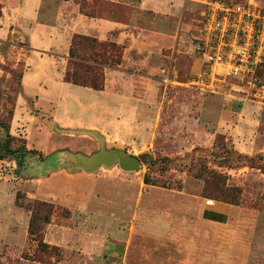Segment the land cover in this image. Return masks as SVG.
I'll list each match as a JSON object with an SVG mask.
<instances>
[{"label":"rangeland","instance_id":"obj_1","mask_svg":"<svg viewBox=\"0 0 264 264\" xmlns=\"http://www.w3.org/2000/svg\"><path fill=\"white\" fill-rule=\"evenodd\" d=\"M209 1L213 0H35L24 8L34 11L31 16L22 12L26 0H0V121L7 124L15 137L22 136L23 126L9 120L6 111L21 91L20 76L26 69L27 57L48 55L55 62V71L62 72L64 77L73 35L96 37L77 30L75 15L115 20H125L126 15L132 20L135 16L169 34L160 36L165 42L158 55L131 54V59L137 61L146 58V67H127L136 73H131L136 78L133 107L137 105L139 110L134 120L143 126L133 127L126 137H121L119 131L105 130V135L96 129L87 130L105 137V148L138 156L141 163L135 171H123L115 164L101 166L94 172L58 171L36 181L38 175L33 173L58 166L60 151L89 155L101 147L93 134L76 132L80 129L59 130L52 127L47 116L56 112L52 107L60 96L65 107L58 104L57 116L88 120L91 112L79 107L94 101L88 89L64 82L59 95L57 85L47 82L46 96L40 95L38 99V109L45 118L38 116L40 112H33L38 114L37 118L27 127L26 146L36 152L28 155L21 167L12 155L0 158V264H87L89 260L76 250L49 243L53 248L39 247L30 238L27 227L31 216L39 224L44 214L49 215V223L71 226L82 215L71 210L78 200L77 190L92 184L96 191L105 185L118 191L124 189L121 204L125 210L153 204L165 211L171 204H189L196 199L208 207L216 202L236 205L241 220L256 223L257 227L261 224L263 228L259 229L264 230V61L257 72L259 82L254 86L228 77L209 80L200 75L201 81L197 80L203 72L197 39ZM227 1H251L264 6V0ZM139 4L143 6L141 10L137 8ZM33 26L41 39L31 38ZM96 38L115 42L113 35ZM34 44L43 48L35 49ZM116 45L121 47L122 62L125 45ZM79 54L82 55L80 51ZM109 68L117 67L102 66L104 79L108 78L111 85L112 78L106 75ZM114 88L122 91L125 85L118 83ZM96 95L113 105L111 96ZM28 104L31 106V101ZM23 107L15 106L22 112ZM5 134L0 122V139H5ZM98 195L97 192L93 197ZM34 200L51 203L52 207L33 205ZM96 203L104 212L111 209L112 204L107 205L100 198ZM49 223L42 228L43 239ZM241 230L243 246L248 240V229ZM242 246L241 259L234 260V264H244L243 252L247 250L246 245ZM249 252L254 253L251 248ZM255 253L258 264L264 251L256 249Z\"/></svg>","mask_w":264,"mask_h":264},{"label":"crops","instance_id":"obj_2","mask_svg":"<svg viewBox=\"0 0 264 264\" xmlns=\"http://www.w3.org/2000/svg\"><path fill=\"white\" fill-rule=\"evenodd\" d=\"M31 1L35 0L24 2L22 12L27 11L34 16L33 10L31 13V9H24ZM142 7L140 4L137 6L139 10ZM74 19L78 31L93 34L99 39H107L113 35V41L125 45L122 62L119 67L117 65V68H109L106 72V75L109 74L112 78L111 85L108 83V78H105L102 90L82 86L88 89L90 99L95 101L89 106L88 104L79 106L82 110L88 109L91 112L88 120L83 121L80 118L70 120L62 115L57 116L58 104L64 106V103H60V96L52 107L56 112L54 114L49 112L48 120H51L52 127L55 125L59 130L96 129L105 135L106 131L109 133L119 131L121 137H126L135 128L143 126L134 120L139 110L137 105L133 107L135 101L133 80L136 78L133 79L131 73H136L130 72L127 67L147 66L146 58L137 61L131 59V54L158 55L165 42L160 36L168 37L169 34L164 28L160 29L150 21L137 20L135 16L132 20H129L127 15L125 20H115L108 17L89 18L78 13ZM30 30L32 39H41L35 26ZM33 47L43 48L39 45ZM54 64L55 62L48 55L31 54L27 57L26 69L20 77L21 91L15 99L12 117L15 125L23 126L20 130L26 140H28L27 127L38 115L33 112H40L41 115L38 116L45 118L40 111L41 108L38 109V99L40 95L46 96L44 94L47 91V82L57 85L59 95L63 83L67 82L63 80L62 72L55 71ZM118 83L124 84L125 89L117 91L114 85ZM97 93L111 96L113 105H108L106 101L99 99ZM28 101H31V106ZM16 104L25 106L24 111H18V108H15ZM133 120L136 122L134 123ZM103 139L106 140L105 137ZM58 171L67 172L64 168H60L49 170L45 174H35L38 175L36 181L40 182L41 177ZM93 186L92 184L87 188H78V200L75 201L74 207L71 206L72 212H82L81 219L74 221L71 226L51 222L47 225L44 235L46 243L76 250L89 260L87 264H234V260L241 259L240 236L241 233L244 234L241 228L248 229V240L246 243L244 241L242 246L244 248L246 245L247 250L243 252L246 254L244 264L248 261V264L250 261L255 264L256 249L264 251V230L259 229L263 228L262 225L257 227L256 223L241 220L240 209L236 205L215 201L212 207H208L201 205L200 200L196 199L190 200L189 204H171L170 209L165 211L153 204L125 210L121 204L122 197L126 193L124 189L118 191V188L112 189L105 185L106 187L102 186L104 188L101 187L96 191ZM87 191H90V195ZM97 192L99 195L93 197ZM98 198L107 205L112 204L110 211L102 210L101 205L96 203ZM116 208L117 211L114 210ZM250 248L254 251L253 254L249 252ZM259 258L258 264H264V257Z\"/></svg>","mask_w":264,"mask_h":264},{"label":"built area","instance_id":"obj_3","mask_svg":"<svg viewBox=\"0 0 264 264\" xmlns=\"http://www.w3.org/2000/svg\"><path fill=\"white\" fill-rule=\"evenodd\" d=\"M206 5L197 39L203 72L197 80L204 75L209 80L228 77L258 84L264 61V6L227 0Z\"/></svg>","mask_w":264,"mask_h":264},{"label":"trees","instance_id":"obj_4","mask_svg":"<svg viewBox=\"0 0 264 264\" xmlns=\"http://www.w3.org/2000/svg\"><path fill=\"white\" fill-rule=\"evenodd\" d=\"M79 51L82 55L79 54ZM85 51L87 55L84 53ZM68 57L69 67L64 74V81L90 87L94 90H102L105 83L102 66L116 67L119 65L121 62V47L112 41L105 42L98 40L96 37L74 34ZM80 64H84L82 68L79 67ZM81 69L83 70L81 71ZM14 105L15 100L11 102V106L6 111L9 120L13 117ZM0 122L6 131L5 139H0V158L12 155L19 167L24 166L25 158L36 151L26 146V138L11 135L7 124L3 121ZM143 180L144 183H147L145 178ZM32 202L33 205L52 207L51 203L45 201L34 200ZM40 219H42L41 222L36 224L35 218L31 216L27 232L31 239L37 241L39 247L53 248L42 238V228L49 223V215L44 214Z\"/></svg>","mask_w":264,"mask_h":264},{"label":"water","instance_id":"obj_5","mask_svg":"<svg viewBox=\"0 0 264 264\" xmlns=\"http://www.w3.org/2000/svg\"><path fill=\"white\" fill-rule=\"evenodd\" d=\"M83 133H91L97 137L101 143V147L98 151L89 155L82 154L80 152L72 153L66 151H60L58 153L59 162L58 166H52L43 171L38 170L33 174H45L49 170H56L64 168L67 172H72L75 169H84L87 172H94L99 167H111L117 164L123 171H135L140 166V159L136 155L128 154L120 149H109L103 145V138L95 131H87L84 129L76 130ZM65 153V154H64ZM42 161V160H41Z\"/></svg>","mask_w":264,"mask_h":264}]
</instances>
